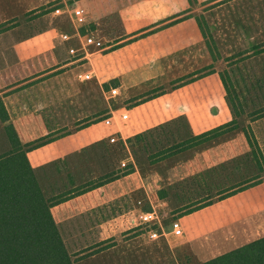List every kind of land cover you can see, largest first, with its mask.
Returning <instances> with one entry per match:
<instances>
[{
    "label": "rangeland",
    "instance_id": "rangeland-1",
    "mask_svg": "<svg viewBox=\"0 0 264 264\" xmlns=\"http://www.w3.org/2000/svg\"><path fill=\"white\" fill-rule=\"evenodd\" d=\"M76 6L86 13L81 19L71 17ZM201 8L188 0H0L5 103L22 90L28 100L57 97L15 123L24 141H41L28 159L44 193L59 195L55 217L65 244L71 252L113 244L97 260L89 256L76 264H194L264 235V175L202 207L208 189L227 185L244 167L220 155L217 171H210L202 153L237 131L169 155L182 148H169L178 139L200 138L207 117L198 109L222 94L216 73L200 77L212 62L190 17ZM179 19L181 24L160 30ZM73 23L79 32L92 31L88 61L77 38L69 53L59 39L60 29L75 30ZM213 66L219 72L224 63ZM112 87L115 97L108 93ZM107 116L113 117L110 129L103 125ZM109 131L117 136L114 144L106 139ZM6 147L0 132V150ZM126 164L134 166L136 179L122 177ZM127 189L135 216L145 209L160 212L161 239H148L142 228L133 238L123 236ZM172 218L181 221L182 237L170 234Z\"/></svg>",
    "mask_w": 264,
    "mask_h": 264
},
{
    "label": "trees",
    "instance_id": "trees-1",
    "mask_svg": "<svg viewBox=\"0 0 264 264\" xmlns=\"http://www.w3.org/2000/svg\"><path fill=\"white\" fill-rule=\"evenodd\" d=\"M188 1L191 5L202 7L190 17L212 61L207 66L209 70L204 68L206 72L200 77L216 73L222 94L198 109L207 117L200 138L188 136L178 139L169 148H182L169 155L237 131L234 138L217 146L219 150L226 149L222 154H214L213 150L217 147H211L204 150L202 156L206 168L214 172L217 171L220 155H224L223 158L227 155L233 157L234 163L241 162L244 166L227 185L213 186L205 192L201 201L202 207H205L215 196L225 192L230 196L260 181L264 172V151L259 145L264 139V0ZM181 22L180 19L175 20L160 30ZM79 30L81 35L92 32ZM154 33V30L149 31L131 42ZM216 62L224 63L219 72L213 66ZM197 77H191L190 82ZM163 93L160 92V95ZM103 125L110 129L113 117H105ZM0 132L7 143V147L0 150V264H76L113 247L107 242H97L74 252L67 248L55 217L59 195L47 196L44 193L28 159V153L38 149L41 141H24L16 125L9 121L1 96ZM106 139L110 144L117 142L116 134L111 135L110 131ZM121 167L122 177L133 175L136 179L132 164ZM127 184L130 186L129 179ZM134 209L133 198L127 189L122 198V234L128 239L135 237L138 229L146 230L145 224H140L139 220L141 213L149 209L139 211L136 216ZM194 264H264V235Z\"/></svg>",
    "mask_w": 264,
    "mask_h": 264
},
{
    "label": "crops",
    "instance_id": "crops-1",
    "mask_svg": "<svg viewBox=\"0 0 264 264\" xmlns=\"http://www.w3.org/2000/svg\"><path fill=\"white\" fill-rule=\"evenodd\" d=\"M73 28L75 29V26H73ZM76 33H77L76 29L73 32L70 30L69 31H67V30L63 31L61 29L58 31L59 39H60L61 44L63 45V48H64L66 53H69L71 46H73L74 44L77 45V43H75L73 40L76 38ZM85 58L87 59V61L89 60V57L88 58L85 57ZM86 73H88V72L86 71L83 75L86 76L85 75ZM84 80H86V79H84ZM38 87L39 86H36L37 90H38ZM22 92H26V90H22L20 92H16V93H13V94L7 96L8 104L5 103V96L3 94H1V92H0V96L2 98L4 106H5L7 113H8L9 121L11 123H14L15 125H16L15 121H17L18 119L23 118L27 115H32V114L36 113L39 109L46 108L49 105H52L57 101V97L51 98L48 96L47 97L42 96L41 94L31 96L30 100H28L24 96L26 94H21ZM110 133H111V135L115 134L114 132H110ZM106 135H109V132H107ZM259 145L262 148V150L264 151V139H263V141L259 142ZM63 160H65V159L62 158L61 162H63ZM263 175H264V172L261 174V176H263ZM108 249H110V248H108ZM102 252L103 251L96 253L90 257L97 260V258L101 255Z\"/></svg>",
    "mask_w": 264,
    "mask_h": 264
},
{
    "label": "built area",
    "instance_id": "built-area-1",
    "mask_svg": "<svg viewBox=\"0 0 264 264\" xmlns=\"http://www.w3.org/2000/svg\"><path fill=\"white\" fill-rule=\"evenodd\" d=\"M85 15V11L82 7L76 6L71 10V17H73L74 19H81L83 18ZM75 26V29L77 30L76 33V38L80 44V47L82 49V53L84 54V57H88L89 56V48L91 45H93L95 43L94 37L92 32H87L83 35H81V33L78 31L79 25L76 26V23H73ZM110 97H115L116 95H118V89L117 87H112L110 88V90L108 91ZM107 123H109V121H107ZM140 224H145L146 226V235L148 237V239L150 240H157V239H161L163 237L162 233H161V220L162 218L158 217V213L156 212V210H149L146 212L141 213L140 215ZM169 227H170V234L173 236H177V237H182L183 236V228H182V224L181 221L177 218H172L169 222Z\"/></svg>",
    "mask_w": 264,
    "mask_h": 264
}]
</instances>
